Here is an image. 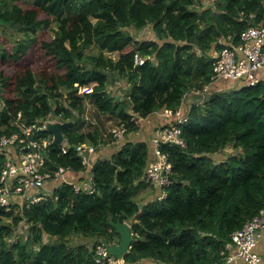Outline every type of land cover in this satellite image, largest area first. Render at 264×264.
I'll return each instance as SVG.
<instances>
[{
  "label": "trees",
  "instance_id": "1",
  "mask_svg": "<svg viewBox=\"0 0 264 264\" xmlns=\"http://www.w3.org/2000/svg\"><path fill=\"white\" fill-rule=\"evenodd\" d=\"M26 1L0 0V138L16 132L18 113L25 123L77 119L63 131L66 153L52 142L44 152L45 171L69 169L65 180L46 200L8 211L0 206V264H96L92 247L68 239L117 245L110 226L117 221L132 233L126 263L224 264L231 234L264 210V85L212 84V64L219 39L237 41L250 24L264 26V0H30L22 7ZM241 13L247 20L240 21ZM146 27L153 33L148 39L128 31ZM34 47L42 67L27 62ZM114 74L124 94L107 90ZM189 94L200 101L188 104ZM88 105L126 134L141 129L139 118L187 110L185 147L160 148L171 164L163 199L154 187V198H138L149 186L147 143L105 148L111 130L104 135L83 116ZM83 144L95 148L91 167L75 150ZM226 148L234 152L224 154ZM23 228L25 238L18 233Z\"/></svg>",
  "mask_w": 264,
  "mask_h": 264
},
{
  "label": "built area",
  "instance_id": "2",
  "mask_svg": "<svg viewBox=\"0 0 264 264\" xmlns=\"http://www.w3.org/2000/svg\"><path fill=\"white\" fill-rule=\"evenodd\" d=\"M254 18V14L248 15V20H254ZM245 20H247L246 16L241 13L240 21ZM218 44L222 46V49L215 56L212 64V84L217 81H226L230 82V87L233 88L234 84L253 86L261 81L264 85V26L250 24L239 34L237 41L229 36L225 40L219 39ZM135 63L142 65L143 59L135 56ZM204 91L208 92L209 87H205ZM186 114L187 110L183 107L174 111L163 110L161 117L165 119V122L155 130L150 139L153 157L147 163L143 180L150 187L160 190L157 200L166 196L164 189L170 183L171 172L168 155L160 148L162 145L185 147L181 130L187 120ZM144 120L139 118L137 123ZM46 121L52 120L25 123L21 119V114L18 113L13 121L16 132L0 138V154L4 157V164L0 168V206L7 211L19 203L28 205L46 200L60 180H65L66 174L71 172L69 169L59 168L51 176L45 171L44 152H47V147L52 142V136L43 135L46 131L44 125ZM110 133L117 143L127 135L124 126L115 127ZM59 147L65 154L66 140H63ZM75 150L81 158L82 165L91 167L95 148L83 144L75 147ZM51 181L55 183V186L46 189L47 185L52 184ZM82 186L89 193L92 192L86 183ZM79 187L75 190L78 191ZM263 228L264 210H261L240 230L231 234V242L228 245L230 254L224 264H231L237 259L241 264H264L254 251ZM108 246L110 244L101 242L92 247L96 264H132L126 263L123 257L117 258L109 254ZM138 264L165 263L148 261Z\"/></svg>",
  "mask_w": 264,
  "mask_h": 264
},
{
  "label": "rangeland",
  "instance_id": "3",
  "mask_svg": "<svg viewBox=\"0 0 264 264\" xmlns=\"http://www.w3.org/2000/svg\"><path fill=\"white\" fill-rule=\"evenodd\" d=\"M208 0H201V2H203V4H205ZM20 5L22 7H30L31 6V1L28 0L26 2H22L20 3ZM136 39H148L150 37L153 36V33L151 31V28L150 27H146L145 29L141 30L140 32H135L133 29H129L128 30ZM49 33V32H48ZM41 35V34H40ZM39 35V36H40ZM2 32L0 31V41L2 43H4V40L2 39ZM47 36V35H45ZM49 36V34H48ZM7 47L10 48V45H7L5 44ZM113 56L115 57L116 54H113ZM112 56V57H113ZM27 62L34 66V67H42V65L45 63V59L44 57H39V55L37 54V51L35 50V47L33 49H31L28 53V60ZM50 69H52V66H49ZM4 70L7 72V73H11V69L10 68H7V67H4ZM111 84L109 85V87L107 88L108 91H111V94H116V93H121V94H124V91H125V86L123 85V80H120L118 79L117 75L114 74L111 76ZM123 82V83H122ZM121 85L120 88H116L118 85ZM231 85V84H230ZM233 87H236V84L233 85ZM203 98V97H202ZM187 100H188V104L191 103L192 101H200V98H196L194 95H188L187 96ZM202 100V99H201ZM0 107H1V103H0ZM84 117H87V119L91 122H95L96 124L99 125V127L102 129V132L104 135H108L109 134V131L114 128V127H117L118 124L116 123V121L113 119H110V120H103L102 118H100L99 115H96L93 111V108L91 106H87V110L85 112V114L83 115ZM52 121H57V120H52ZM109 140L107 141L108 143L103 145V146H106L108 145L107 147L105 148H109V147H113V146H116V143L115 141L113 140V138H111V136L108 135L107 137ZM125 139V137L120 141V142H123ZM119 142V143H120ZM234 152V151H233ZM224 154H230L228 152H224ZM220 157H215V159H220ZM139 198V197H138ZM140 201V200H139ZM25 228L23 229H19L18 230V233L23 236L25 238V233L23 232ZM22 232V233H21ZM42 241L45 243L47 241H49V238L46 236V235H43V238H42ZM69 243L71 244H79V243H85L87 244L89 247H93L94 245V240L93 239H85V238H82V237H75V236H72L68 239Z\"/></svg>",
  "mask_w": 264,
  "mask_h": 264
},
{
  "label": "crops",
  "instance_id": "4",
  "mask_svg": "<svg viewBox=\"0 0 264 264\" xmlns=\"http://www.w3.org/2000/svg\"><path fill=\"white\" fill-rule=\"evenodd\" d=\"M207 4H208V1L205 3V5H207ZM164 122H165V119L163 117H161V112H156V113L152 114L151 116L147 117L142 122L140 130H138L137 132H134L132 134H127L126 135L127 138H125L124 141H126V140H131L133 142H139V141L144 142L145 141L150 148V155H151L152 154V147L150 145V139L154 133V130H156L159 126L163 125ZM115 143L117 144V142H115ZM231 151H233L231 148L224 149V152H231ZM103 153H107V154L109 153L110 154V150H108L107 152H106V150H104ZM53 185L55 186V184H53ZM48 187H51V186L47 185L46 189ZM154 192L157 193L158 190L153 189V188L148 186L146 189H143L140 192L139 199L143 200V203H144L147 199L154 198V196H155L153 194ZM139 199H138V201H139ZM254 251L257 255L260 256L262 262L264 263V228L262 229L261 237L257 240ZM231 264H241V262H240V260L237 259V260L231 262Z\"/></svg>",
  "mask_w": 264,
  "mask_h": 264
},
{
  "label": "water",
  "instance_id": "5",
  "mask_svg": "<svg viewBox=\"0 0 264 264\" xmlns=\"http://www.w3.org/2000/svg\"><path fill=\"white\" fill-rule=\"evenodd\" d=\"M76 116L73 117V120L69 122H59V121H46L45 130L49 132L52 136V144L60 145L63 140V131L70 127L76 120ZM110 226L113 227L116 233L119 235V243L117 245H110L107 247L109 254L116 256L117 258H122L123 254L128 252L131 242H132V233L130 226L127 222L117 221L115 223L110 222Z\"/></svg>",
  "mask_w": 264,
  "mask_h": 264
}]
</instances>
